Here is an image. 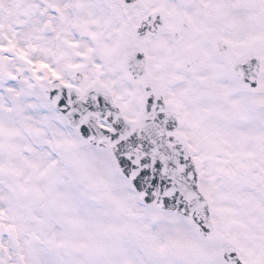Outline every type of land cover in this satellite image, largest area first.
<instances>
[{"label":"snow or ice","instance_id":"6c2138e0","mask_svg":"<svg viewBox=\"0 0 264 264\" xmlns=\"http://www.w3.org/2000/svg\"><path fill=\"white\" fill-rule=\"evenodd\" d=\"M0 264H264V0H0Z\"/></svg>","mask_w":264,"mask_h":264}]
</instances>
